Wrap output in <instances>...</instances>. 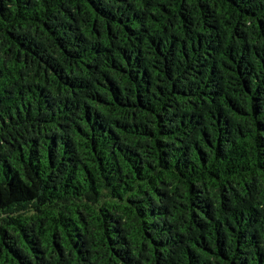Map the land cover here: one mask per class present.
Instances as JSON below:
<instances>
[{"label":"trees","instance_id":"obj_1","mask_svg":"<svg viewBox=\"0 0 264 264\" xmlns=\"http://www.w3.org/2000/svg\"><path fill=\"white\" fill-rule=\"evenodd\" d=\"M0 264H264V0H0Z\"/></svg>","mask_w":264,"mask_h":264}]
</instances>
